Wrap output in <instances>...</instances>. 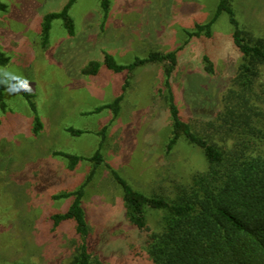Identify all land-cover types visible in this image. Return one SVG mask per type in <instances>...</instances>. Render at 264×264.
Here are the masks:
<instances>
[{"label":"rangeland","instance_id":"rangeland-1","mask_svg":"<svg viewBox=\"0 0 264 264\" xmlns=\"http://www.w3.org/2000/svg\"><path fill=\"white\" fill-rule=\"evenodd\" d=\"M2 1L7 6L6 27L14 30V39L22 47L18 52L22 62H7L5 68L0 65V96L4 104L0 106V264L70 263L80 243L75 222L68 220L55 226L50 218L66 212L73 202V197L57 196L79 190L91 172V182L84 189L83 209L90 227L88 247L93 261L151 264L145 249V233L128 221L122 189L110 171L134 190L151 196L170 194L175 182L188 184L194 175L208 168L201 150L184 138L178 140L169 155L164 153L172 124L165 98L168 89L162 78L165 66L146 69L155 73L154 78L141 79L138 85L126 90L130 105L140 98L142 110L123 107L122 114L121 110L114 114L110 109L96 113L97 108L112 104L123 94L127 81L126 71L113 73L104 66L95 78L87 81L80 70L79 79L76 78L79 74L73 72L77 71L73 64L81 61L79 31L98 28V20L104 16L101 0H75L70 5L68 14L74 22L76 38L68 36L60 19L51 21L47 44L51 35L58 38L51 47L42 45L44 18L62 12L72 0ZM108 1L110 10L111 0ZM185 1L191 2L186 6L191 15L176 13L173 18L159 22L160 28L166 24L170 32L166 49L173 53L182 47L184 54L192 55L187 63L173 70L170 91L181 117L192 130L225 146V134L220 128L224 101L242 57L233 43V27L226 13H221L213 23L209 37L196 35L197 26L213 19L219 0H167L168 9L170 4L175 7ZM231 4L239 26L253 38L264 40V0H231ZM102 28H109L108 22ZM108 49L110 52L111 48ZM155 49L147 48L149 53L144 55L130 53L121 62L113 57L119 65H128L134 58H147ZM159 52L164 54L167 50ZM104 54L107 53L102 52V59ZM14 55L15 52L9 54ZM204 58L212 63L213 73L207 72ZM145 73L142 71L140 75ZM263 85L264 67H261L255 92L259 93ZM100 88L102 93L98 92ZM112 88L116 91L110 93ZM156 89L162 94L159 109L147 104ZM79 95L86 99L87 115L77 118V129L87 133L74 139L67 131L74 128L64 127L67 125L64 110L73 103L70 98ZM256 104L264 114V105ZM36 118L41 125L37 133ZM103 128L106 132L101 134ZM75 140L84 142L85 148L78 147ZM231 143L228 141L227 145ZM259 149L264 150V146ZM97 150L102 157L99 164L90 161ZM68 156L84 160L69 170ZM69 171L72 173L67 175ZM163 215L161 211H147L149 234L162 230Z\"/></svg>","mask_w":264,"mask_h":264},{"label":"trees","instance_id":"trees-1","mask_svg":"<svg viewBox=\"0 0 264 264\" xmlns=\"http://www.w3.org/2000/svg\"><path fill=\"white\" fill-rule=\"evenodd\" d=\"M72 0L62 12L49 14L44 18L42 45L48 43L51 21L60 19L69 36H74V22L68 14ZM104 16L109 10V1L101 0ZM6 6L0 3V11ZM221 13H226L233 27L232 39L240 52L242 63L238 68L233 86L225 96L221 129L225 134V146L210 138L196 134L184 120L174 103L170 91L169 78L176 66V52L161 54L153 52L145 59H135L129 65H119L115 59L104 54L103 62L91 61L82 70V75L96 76L104 66L113 73L126 71L130 74L136 68L146 64H165V97L172 124L171 136L165 147L169 155L180 138L198 147L208 168L204 173L194 175L188 184L174 183L170 194L146 196L129 186L116 172L110 174L123 192V201L128 212V221L132 226L145 233V249L151 264H264V85L256 93V84L264 67V40L253 38L245 32L235 19L231 0H219L213 19L204 26H197L196 35L209 37L211 26ZM202 31H205L204 33ZM189 36L195 34H188ZM207 63V72L213 73V65ZM8 58L0 54V65ZM129 87L125 81L123 94ZM0 87V91H1ZM123 94L112 104L97 108L95 112L110 109L119 112ZM29 100V97L25 95ZM0 106L4 107L0 96ZM35 112V106L30 103ZM41 125L36 118L34 132ZM73 136L87 132L68 129ZM101 134L106 132L103 128ZM227 138V139H226ZM232 141L231 145H227ZM68 169L73 170L81 157L68 156ZM97 164L102 162L100 151L90 158ZM93 172L84 185L77 191L57 196L73 197L70 208L51 217L55 226L63 221L74 220L79 246L69 264H97L93 261L88 247L90 227L83 209L85 186L91 182ZM163 212V226L160 232H151L147 226V211Z\"/></svg>","mask_w":264,"mask_h":264},{"label":"crops","instance_id":"crops-1","mask_svg":"<svg viewBox=\"0 0 264 264\" xmlns=\"http://www.w3.org/2000/svg\"><path fill=\"white\" fill-rule=\"evenodd\" d=\"M0 3L4 4L2 0H0ZM190 4L191 2L189 1L180 2L175 7H172L173 4H170V8L168 9L167 0H111L110 10L108 11L109 14L107 13L105 17L100 16L98 20V28L87 29V30L83 29L79 31L81 32L79 33L81 37V43L79 42V44H81V46L79 47L81 55L79 59H81V61L73 64L74 68L77 69V71H73V72L79 74L76 76V78L78 79L80 78L81 75L79 72L89 62L97 61V62L102 63L103 62L102 52H105L111 55L112 57L114 56L116 58V61L118 62H121V60L127 59V55H130V53L137 54V53L142 52L143 55L148 54L149 52L146 53L147 48L149 49L151 46L156 48L155 52L160 53L159 50L161 51L167 50V52H164V54L166 53L168 54L169 52H171L169 51L170 49H166V46L168 43L167 34L169 35L170 32L166 29V24L163 26L164 28H160L159 22L161 21L165 22L168 17L173 18V16L176 13L180 16L188 17L189 15H191V12H190V9L187 8L186 6L189 7ZM6 10H7V6H6ZM6 10L0 11V54H3L5 57L8 58L9 64H11L12 62L20 63L22 62V58L18 56V52H21L22 47L20 46L19 42H16V40L14 39V30L11 32L6 27V24H5V17L7 14ZM154 21H155V25H154ZM106 22H108L109 28L103 29L102 25ZM108 31L109 33H107ZM72 38H76V35L72 36ZM57 39L58 38H53V36L51 35L50 42L49 44H47V46L51 47L53 42H57ZM149 42H152V43L148 45ZM108 47L111 48L110 52H109ZM107 49L108 51H106ZM91 51H93L91 53V56L86 57V54ZM177 51H176L177 63H176L174 70L181 67V64H183V62L187 63V61L192 56L191 54H184V49L182 47L179 48ZM13 52H15V55L13 57H10L9 54ZM97 52H99L98 55L96 54ZM28 55L30 59L34 58L33 54H29V52H28ZM138 56H142V55L138 54ZM135 59L137 58H134L133 60ZM132 62L133 61H131V63ZM147 65H152V64H146L144 66H140L136 68L134 71H132L130 74L126 73L127 80L129 81V87L126 89L127 91L128 89L132 88V86H136L139 84V82H142L144 78H151L154 76L153 75L154 72L153 73L148 72L146 69H149V68L156 69L157 66H162V67L165 66V64H160V63H155L151 67H148ZM3 68H5V65ZM142 71L143 73L146 71L145 73L146 75H140ZM163 74L164 76H162V78L166 80L165 71ZM171 75H174V71ZM83 77H84L83 78L84 81L85 80L87 81V79L92 80L90 78H95L96 76L87 77L84 75ZM171 79H172V76H170L169 78L170 83L172 82ZM126 90H125V93H126ZM114 91L116 90L112 88L110 90V93ZM154 91L155 90H153V97H151V101H149L148 99L147 104H151L152 106H155L156 109H159L158 104L161 101L162 94L160 93V90L158 89H156L155 92ZM98 92L102 93L101 88L99 89ZM125 93L123 94L121 104L119 107V111L123 109V107H126V109L130 107L132 108L137 107L139 110H142L143 104L140 102L141 99L137 98L136 99L137 103L130 105L129 100L126 99V96L128 93L126 94ZM120 95H122V93H120L117 97H119ZM132 100H133V97L131 98L130 101ZM70 101H72L73 103L66 105V108L64 110L65 122H67V125H65L64 127L77 129L78 128L77 118H82L87 115L85 114V110H84L86 99L81 98V96L79 95V96L70 98ZM121 114H122V110H121ZM77 130H80V129H77ZM64 133H65V130H64ZM82 137L83 135L73 136L74 139L76 138L80 139ZM65 139L67 140L68 138H65ZM77 141L75 140L74 143L78 147L85 148L84 147L85 144H83L84 142L80 140H77ZM71 173L72 171H69L67 175H70ZM67 175L65 174L64 176H67Z\"/></svg>","mask_w":264,"mask_h":264}]
</instances>
